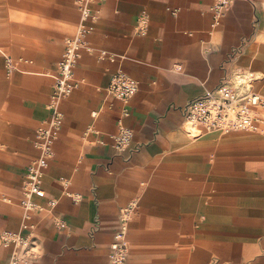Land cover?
Here are the masks:
<instances>
[{
    "label": "crops",
    "instance_id": "0c3cea01",
    "mask_svg": "<svg viewBox=\"0 0 264 264\" xmlns=\"http://www.w3.org/2000/svg\"><path fill=\"white\" fill-rule=\"evenodd\" d=\"M217 1L90 0L93 31L74 89L60 103L45 198L28 213L23 184L39 155L36 130L50 118L65 42L80 23L75 0H61L55 29H41L48 34L42 50L25 52L37 64L9 79L0 58V125L9 126L0 133V234L30 235L39 256L29 264H109L129 207L126 264H264V142L234 138L239 149L207 155L203 145L195 156L184 150L194 148L185 106L228 81L263 19L262 0H233L220 17ZM41 3L46 9L38 13H50ZM117 72L137 83L131 116L122 121L134 134L125 153L112 143L123 111L108 93ZM12 252L0 241V264H9Z\"/></svg>",
    "mask_w": 264,
    "mask_h": 264
},
{
    "label": "built area",
    "instance_id": "2783aa9c",
    "mask_svg": "<svg viewBox=\"0 0 264 264\" xmlns=\"http://www.w3.org/2000/svg\"><path fill=\"white\" fill-rule=\"evenodd\" d=\"M89 2L90 0H75L80 10V23L75 35L66 40L63 56L57 65L54 90L47 105L50 118L36 130L34 145L39 155L28 166L22 189L24 198L21 207L27 213L39 207L37 200L45 198L46 193L41 184L44 173L55 156L54 143L63 121L60 103L68 98L74 89L76 65L81 51L87 47V37L93 31L87 24L91 18ZM232 3L233 0H218L216 16L220 17ZM146 23L147 18L142 16L139 26L143 28ZM6 69L9 74L14 73L15 66L10 60L6 62ZM136 91L137 83L129 75L117 72L111 77L108 93L123 106L122 118L118 123L119 130L112 136L114 148L119 153H125L133 140V131L125 127L122 121L131 116L129 104ZM258 107H264V97L256 92L250 83L246 81L236 84L225 83L185 106V126L187 129H198L200 132L212 134L255 133L260 128L255 116ZM93 117H96V113ZM64 185L67 186L65 181ZM123 215L124 223L110 247L109 264H126L129 257L126 223L131 219L132 207L125 209ZM0 241L7 247L13 246L9 264H29L38 259L39 251L30 235L5 231L0 234Z\"/></svg>",
    "mask_w": 264,
    "mask_h": 264
},
{
    "label": "rangeland",
    "instance_id": "374dc122",
    "mask_svg": "<svg viewBox=\"0 0 264 264\" xmlns=\"http://www.w3.org/2000/svg\"><path fill=\"white\" fill-rule=\"evenodd\" d=\"M46 1L49 5L47 10H51V12L43 14L38 13L46 9L42 5L41 0H0V58L6 59V61L10 60L15 66V73L12 76H9L11 74L8 72V75L5 73L9 79H15L17 75H21L25 71V65L32 67L37 64L38 57L35 54L25 55V52L27 54L31 52L39 53L42 50L41 42L47 44V40L43 37L48 36L47 32L41 29L52 31L57 27L58 20L55 19L56 11L64 4L61 3V0ZM262 2L263 19L257 38L249 45L245 53L237 58V67L226 83L236 84L237 80L240 82L246 81L251 84L256 92L264 96V0ZM6 106L8 107V105ZM255 116L260 123V128L255 133L223 135L202 131L201 133L196 132V137L194 138L190 131H188L189 129L185 127L189 138V145H194V148L185 146L184 150L191 151L195 149L192 153L195 156L196 148L199 147L198 145H203L198 149L204 148L203 154L207 155L239 149L238 141L230 143V140L234 138L257 137L259 141L264 142V107H258L255 110ZM5 124L7 123L4 121L0 125L1 134L6 128L9 129L8 125L5 128ZM4 148L1 144L0 152H4ZM217 156L221 158L219 154L208 156L207 158L215 160Z\"/></svg>",
    "mask_w": 264,
    "mask_h": 264
},
{
    "label": "bare ground",
    "instance_id": "6f19581e",
    "mask_svg": "<svg viewBox=\"0 0 264 264\" xmlns=\"http://www.w3.org/2000/svg\"><path fill=\"white\" fill-rule=\"evenodd\" d=\"M237 83H239L240 81H236ZM189 131L191 132V133H193V134H195L196 135V132H199V133H201L198 129H190L189 128ZM198 135V134H197ZM195 138V137H194Z\"/></svg>",
    "mask_w": 264,
    "mask_h": 264
}]
</instances>
